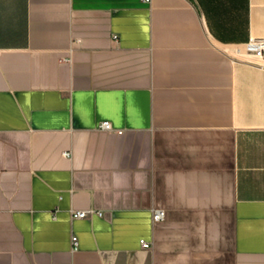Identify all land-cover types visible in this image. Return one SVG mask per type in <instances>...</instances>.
<instances>
[{
  "label": "crops",
  "instance_id": "0c3cea01",
  "mask_svg": "<svg viewBox=\"0 0 264 264\" xmlns=\"http://www.w3.org/2000/svg\"><path fill=\"white\" fill-rule=\"evenodd\" d=\"M251 39L264 0H0V264H264Z\"/></svg>",
  "mask_w": 264,
  "mask_h": 264
},
{
  "label": "built area",
  "instance_id": "2783aa9c",
  "mask_svg": "<svg viewBox=\"0 0 264 264\" xmlns=\"http://www.w3.org/2000/svg\"><path fill=\"white\" fill-rule=\"evenodd\" d=\"M146 2H150L151 0H144ZM246 50L250 53L255 54L258 57H264V40L263 39H251L249 42L246 43ZM99 129L103 131L109 132H122L121 130H116L110 121H102L98 125ZM65 155H68V152H64ZM90 211L86 210H71V215L73 219L76 218H85L89 214ZM166 213L163 208H156L152 212V217L155 222L162 221L165 219ZM73 241L76 243L77 237L74 235ZM141 244L144 248H150L151 243L146 240H141Z\"/></svg>",
  "mask_w": 264,
  "mask_h": 264
}]
</instances>
